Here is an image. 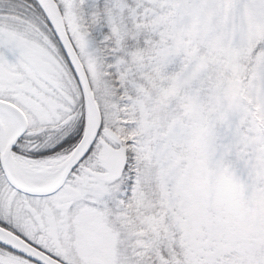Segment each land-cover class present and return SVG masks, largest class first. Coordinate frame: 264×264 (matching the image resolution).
<instances>
[{
  "label": "snow or ice",
  "instance_id": "1",
  "mask_svg": "<svg viewBox=\"0 0 264 264\" xmlns=\"http://www.w3.org/2000/svg\"><path fill=\"white\" fill-rule=\"evenodd\" d=\"M0 264H264V0H0Z\"/></svg>",
  "mask_w": 264,
  "mask_h": 264
}]
</instances>
